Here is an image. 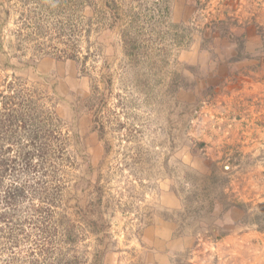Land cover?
<instances>
[{
  "label": "rangeland",
  "instance_id": "1",
  "mask_svg": "<svg viewBox=\"0 0 264 264\" xmlns=\"http://www.w3.org/2000/svg\"><path fill=\"white\" fill-rule=\"evenodd\" d=\"M11 83L69 143L0 264H264V0H0Z\"/></svg>",
  "mask_w": 264,
  "mask_h": 264
},
{
  "label": "trees",
  "instance_id": "2",
  "mask_svg": "<svg viewBox=\"0 0 264 264\" xmlns=\"http://www.w3.org/2000/svg\"><path fill=\"white\" fill-rule=\"evenodd\" d=\"M12 88L11 83L8 90L0 91V138L13 131L18 150L12 156L0 145V186H4L5 179H12L6 191L9 201L37 195L44 198L45 189L49 188L48 174L51 184L52 178L57 177L59 160L66 158L69 134L63 132L62 118L47 107L45 97L39 96L35 88ZM91 170L88 164V174ZM88 184L89 179L83 178L76 187L83 190Z\"/></svg>",
  "mask_w": 264,
  "mask_h": 264
}]
</instances>
